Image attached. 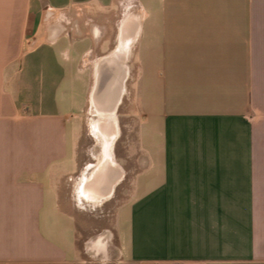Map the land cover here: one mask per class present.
<instances>
[{
	"label": "crops",
	"instance_id": "1",
	"mask_svg": "<svg viewBox=\"0 0 264 264\" xmlns=\"http://www.w3.org/2000/svg\"><path fill=\"white\" fill-rule=\"evenodd\" d=\"M0 264H264V0H0Z\"/></svg>",
	"mask_w": 264,
	"mask_h": 264
},
{
	"label": "bare ground",
	"instance_id": "2",
	"mask_svg": "<svg viewBox=\"0 0 264 264\" xmlns=\"http://www.w3.org/2000/svg\"><path fill=\"white\" fill-rule=\"evenodd\" d=\"M118 98L119 97H117L115 101H112L111 103H109L106 109H101V107H97L95 109L96 113L99 114L98 115L99 119L95 123V136L98 137L99 140L101 141L102 154L104 155L109 150L110 158L112 156V153H111V149L113 148L112 145L118 134L117 122H116V117L114 113L115 106L119 100ZM107 133L111 134L110 139L105 137Z\"/></svg>",
	"mask_w": 264,
	"mask_h": 264
},
{
	"label": "rangeland",
	"instance_id": "3",
	"mask_svg": "<svg viewBox=\"0 0 264 264\" xmlns=\"http://www.w3.org/2000/svg\"><path fill=\"white\" fill-rule=\"evenodd\" d=\"M92 113V114H91ZM99 119V116L97 115V113H93V111L91 110H87V112L85 113V134H86V139H84V151H86L87 153H91V152H95L97 150V148H99L97 145H94L95 141L94 139L90 136V132L93 135V137L99 142L101 149H102V144L101 141L99 140L98 137L95 136V123L96 121ZM84 159H86V161H88V159H91L89 156L85 157ZM101 208H97L96 211L93 212H89L91 213L90 216L94 217V218H99L101 216L100 210ZM84 229H79L78 231V239H77V245L80 246L82 243V233H83Z\"/></svg>",
	"mask_w": 264,
	"mask_h": 264
},
{
	"label": "flooded vegetation",
	"instance_id": "4",
	"mask_svg": "<svg viewBox=\"0 0 264 264\" xmlns=\"http://www.w3.org/2000/svg\"><path fill=\"white\" fill-rule=\"evenodd\" d=\"M96 112V111H95ZM97 115H99L98 113H97ZM105 137H107L108 139H110V137H111V134H109V133H107V135H105ZM106 138V139H107ZM108 141V140H107ZM104 159L107 161V160H111V158H110V154H109V150H108V152L107 153H105L104 154ZM98 175V172L96 173V175H95V173L93 174V176H92V178H91V181H92V179H94L95 178V176H97Z\"/></svg>",
	"mask_w": 264,
	"mask_h": 264
}]
</instances>
